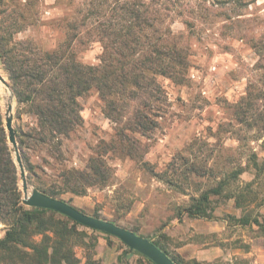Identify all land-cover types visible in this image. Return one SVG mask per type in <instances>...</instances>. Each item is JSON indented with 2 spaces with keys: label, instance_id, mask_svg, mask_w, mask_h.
Masks as SVG:
<instances>
[{
  "label": "rangeland",
  "instance_id": "obj_1",
  "mask_svg": "<svg viewBox=\"0 0 264 264\" xmlns=\"http://www.w3.org/2000/svg\"><path fill=\"white\" fill-rule=\"evenodd\" d=\"M224 1L0 0V35L9 46L28 39L51 49L71 38L77 58L86 64L97 65L102 51L100 33L91 24L96 18L89 14L92 9L105 14L102 21L123 2L139 11L153 10L162 19L158 26L178 37L187 53L184 78L178 83L156 77L167 106L155 116L157 127L147 137L128 132L138 140L134 156L120 151L115 125L104 116L94 90L78 98L83 122L63 138L59 158L44 150L38 154L48 161V185L64 167L83 170L89 157L103 153L111 168L108 180L81 194L60 189L56 196L150 238L179 264H249L242 252L252 243L264 246V117L257 116L264 114V0ZM0 71L10 83L1 62ZM12 93L14 127L31 125L33 117L21 110ZM104 143H110L106 150ZM220 181L222 192L210 195L205 214H189L194 198ZM236 195L242 196L239 206ZM77 231L75 264H84L86 255L107 264L110 255L119 261L129 251L112 235L82 225ZM210 246H219L227 260L201 263L191 257ZM132 251L137 262L154 264Z\"/></svg>",
  "mask_w": 264,
  "mask_h": 264
},
{
  "label": "trees",
  "instance_id": "obj_2",
  "mask_svg": "<svg viewBox=\"0 0 264 264\" xmlns=\"http://www.w3.org/2000/svg\"><path fill=\"white\" fill-rule=\"evenodd\" d=\"M229 1L234 0L224 2ZM89 14L96 16L91 24L100 33L102 44L97 65L83 63L77 58L71 38L51 49H43L28 39L9 46V41L0 35L2 68L21 110L34 119L31 125L15 126L27 179L30 183L36 180L35 188L55 198H58L56 194L60 189L81 194L85 187L103 183L111 176V168L103 153L97 152L89 157L85 169L64 167L52 182L46 184V178L52 176L44 170L48 161L38 152L44 150L50 157L59 158L63 138H68L83 122L78 98L91 90L97 92L104 116L115 125L120 151L134 156L139 144L128 132L147 137L157 127L155 116L162 106H167L165 91L156 77L160 75L180 83L188 66L187 53L180 46L178 37L158 26L162 19L155 11H139L123 2L113 7L105 21L99 19L105 16L100 9H92ZM257 116L263 120L264 114L260 112ZM260 128L263 129L264 125ZM109 144L104 143L103 150ZM196 170L191 169L197 174ZM234 175L236 172H232L231 177ZM222 183L220 181L218 186L194 198L187 208L189 214L204 215L211 201L210 195H219ZM55 186L57 190L52 188ZM234 199L239 206L242 196L236 195ZM261 202L264 206V199ZM109 221L118 224L116 220ZM0 223L4 225V235L0 238V264L77 262L73 246L78 236L77 226L81 224L54 210L22 203L17 167L7 140L1 104ZM253 223L257 224V219ZM147 239L179 264L160 244ZM84 264L99 263L86 255Z\"/></svg>",
  "mask_w": 264,
  "mask_h": 264
},
{
  "label": "water",
  "instance_id": "obj_3",
  "mask_svg": "<svg viewBox=\"0 0 264 264\" xmlns=\"http://www.w3.org/2000/svg\"><path fill=\"white\" fill-rule=\"evenodd\" d=\"M0 83L4 86L2 91L0 90L2 116L7 134V140L17 167L18 179L22 192V203L29 207H39L54 210L85 227L112 235L123 242L128 247L129 251L134 250L141 253L150 259L154 264H175L174 261L164 251H162L149 239L109 220L89 215L70 205L66 201L49 196L30 185L20 155L15 127L13 125L14 96L10 87V83L6 77H4L1 71ZM7 88L10 89V92H7Z\"/></svg>",
  "mask_w": 264,
  "mask_h": 264
},
{
  "label": "crops",
  "instance_id": "obj_4",
  "mask_svg": "<svg viewBox=\"0 0 264 264\" xmlns=\"http://www.w3.org/2000/svg\"><path fill=\"white\" fill-rule=\"evenodd\" d=\"M133 251H126L122 258L119 259L116 254L110 255V260L107 264H126L130 262V264H142L137 262V256H135ZM264 252V246H261L257 243H252L250 249L245 252H242V256L244 258H250L249 264H264V257H261ZM262 253V255H260ZM199 262H210L217 258H223L227 260L226 254L219 246H210L205 250H197L194 252L193 256Z\"/></svg>",
  "mask_w": 264,
  "mask_h": 264
},
{
  "label": "bare ground",
  "instance_id": "obj_5",
  "mask_svg": "<svg viewBox=\"0 0 264 264\" xmlns=\"http://www.w3.org/2000/svg\"><path fill=\"white\" fill-rule=\"evenodd\" d=\"M8 89V88H7Z\"/></svg>",
  "mask_w": 264,
  "mask_h": 264
}]
</instances>
